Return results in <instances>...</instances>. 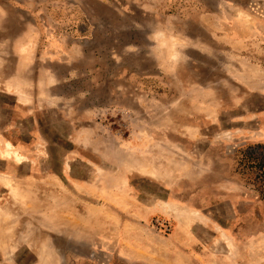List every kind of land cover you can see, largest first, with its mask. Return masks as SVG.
I'll use <instances>...</instances> for the list:
<instances>
[{"label": "rangeland", "instance_id": "374dc122", "mask_svg": "<svg viewBox=\"0 0 264 264\" xmlns=\"http://www.w3.org/2000/svg\"><path fill=\"white\" fill-rule=\"evenodd\" d=\"M262 161L264 0H0V264H264Z\"/></svg>", "mask_w": 264, "mask_h": 264}, {"label": "trees", "instance_id": "16d2710c", "mask_svg": "<svg viewBox=\"0 0 264 264\" xmlns=\"http://www.w3.org/2000/svg\"><path fill=\"white\" fill-rule=\"evenodd\" d=\"M246 158H247V157H246ZM251 159H252V160H259L257 157H251V156H250V157L247 159V161H248V160H251ZM259 164H260V167H261V171H263V176H264V161L260 162Z\"/></svg>", "mask_w": 264, "mask_h": 264}]
</instances>
